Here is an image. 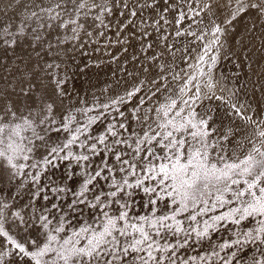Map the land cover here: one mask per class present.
Wrapping results in <instances>:
<instances>
[{
  "label": "snow or ice",
  "instance_id": "6c2138e0",
  "mask_svg": "<svg viewBox=\"0 0 264 264\" xmlns=\"http://www.w3.org/2000/svg\"><path fill=\"white\" fill-rule=\"evenodd\" d=\"M21 6L19 27H0L7 47L30 27L33 47L47 43L51 49L42 31L54 22L77 40L88 19L104 24L117 16L126 21L118 24L117 43L137 40L148 62L143 72L158 71L126 90L127 99L103 104L66 105L59 65L46 61L22 74L19 91L0 88V181L6 178L28 196L18 203L20 191L14 197L0 189V264H264V118L215 95L216 57L208 54L225 31L221 25L212 21L215 39L188 66L192 72L173 75L183 81L178 92L160 99L170 70L161 59L177 50L170 39L203 41L207 33L198 35L192 25L203 23L196 19L202 13L214 16L218 0H48L46 6L40 0ZM249 10L264 17V0H235L224 23ZM125 30L127 38L120 36ZM202 97L230 103L245 134L236 138L228 128L215 136L210 113L198 111ZM137 193L147 197L143 213L136 210ZM221 229L230 235L214 243ZM205 243L203 254L184 255Z\"/></svg>",
  "mask_w": 264,
  "mask_h": 264
},
{
  "label": "rangeland",
  "instance_id": "374dc122",
  "mask_svg": "<svg viewBox=\"0 0 264 264\" xmlns=\"http://www.w3.org/2000/svg\"><path fill=\"white\" fill-rule=\"evenodd\" d=\"M39 2L40 0H21V5L28 3L38 4ZM47 3L48 0H44L45 6ZM21 5H17L15 0H0V27L11 25L12 28L10 30H15V28L20 26L24 19L22 13L25 12ZM234 5L235 0H233V7H227L228 14L226 15L228 18H230L231 12L234 11ZM222 13L225 14L226 12L216 11L214 16H206V14L202 13L201 17H197V21L201 19L204 21L203 23L193 24V30H191L196 31L198 35L201 32H206L211 38L205 35L204 42L191 36H183L174 40L170 39L169 43H175V47L178 50L175 51L174 55L182 52L181 55L183 57L172 58L173 54H166L168 58L164 57V60H167L165 62L174 61V64L176 62V66L173 69L179 71L185 67L188 69V66L192 63L196 64L197 61L194 60L203 54L204 45L215 39L211 34L212 21L214 20V22L225 29L222 35L218 34L220 35L219 43L213 45L208 54L216 57L215 63L211 64V76L217 84L215 95L223 96L225 99L230 97V103H236L238 106L243 105V110L254 119L264 118V17H262L263 20H259V17L256 16L257 14L249 10L238 15L231 24H225V18H222L225 15ZM145 15L147 16L148 13L145 12ZM250 20L252 23H256L257 29L250 30L247 40L243 41L240 38V35L243 36V29H246L245 26L243 28V25H245L246 21L250 22ZM121 21H124V18L117 16L107 17L104 20V24L88 19L84 29L80 30L79 39L77 40L71 39L72 33L66 29L57 28L54 22L53 28L42 31L44 39L52 44L51 49H49L47 43L33 47L34 41L32 40L30 27L25 37L18 38L14 48L0 43V88L11 92L12 87H15L19 91V81L22 78V74L30 72L37 60H39L41 65L45 61L59 65L55 72L60 78L65 80L64 88L68 93V99H70L65 101L66 105L76 104L79 106L80 101H86L90 105L103 104L110 102L117 96H125V99H127L126 90H131L135 86L136 81L142 78L150 79L158 70L153 67L154 69L152 68V71L147 73L149 76H146L147 74L142 76L141 68L143 62L147 61H145L144 54L140 51L139 42L131 39L126 40L124 43H117L118 39H120L117 35V28ZM29 23L35 26L34 22ZM104 25H108V27ZM86 32H91L92 35L88 36ZM120 36L127 38L128 30L121 32ZM57 39L63 41V43L58 44ZM125 49L127 50L125 51ZM186 49L187 51H185ZM159 50L158 48L154 49V51ZM37 51L40 52V57L36 56ZM151 54V52L148 53L149 56ZM182 58L187 60V64H185V61L183 63ZM164 60L162 61L164 62ZM205 61H208V56H205ZM209 63L202 65L206 71L209 68ZM179 67L181 68L179 69ZM173 69L170 68V70L166 71L169 89L160 97L161 101L164 96L175 93L177 87H180L174 84L175 80H172L173 75H175L173 74ZM186 69L185 73H189V70L190 72L193 71L192 69L186 71ZM129 71H137V73L131 74L129 77L118 76L123 73L127 74ZM217 75L218 78L223 79L222 83L219 80L217 81ZM117 78L119 81H116ZM202 79H206V77ZM12 98L16 99V96L13 95ZM134 103H136L135 98H133L131 104ZM230 103H225L215 97L212 99L202 97V100L197 102L198 111L208 112L212 116L210 123L216 129L214 135L217 137L228 128H232L236 132V138H240L245 134V123L234 115ZM131 104H126L123 107H131ZM60 176L61 172L56 170L54 178L59 180ZM0 189L3 190L5 196L10 194L14 197L17 191H20L21 199L17 201L18 203H24L28 199L26 189L18 190L16 185L9 183L6 178L0 181ZM146 199L147 197L143 193H137L135 196L136 210L138 212L143 213L145 211L142 205ZM85 214H88L87 210ZM251 226L253 225L249 224V227ZM229 235L228 232L221 229L219 233L214 234L213 242L216 243L222 239H227ZM207 250L208 245L205 243L202 246L188 249L184 252V255H196L197 252L203 254ZM246 251L248 256H251L255 251V245Z\"/></svg>",
  "mask_w": 264,
  "mask_h": 264
},
{
  "label": "bare ground",
  "instance_id": "6f19581e",
  "mask_svg": "<svg viewBox=\"0 0 264 264\" xmlns=\"http://www.w3.org/2000/svg\"><path fill=\"white\" fill-rule=\"evenodd\" d=\"M218 2H219V5H220V7L219 8H217L215 11H217V12H219L220 10L221 11H225L226 13L225 14H223V15H225V17H222L223 19L225 18V19H227L228 18V16L226 15V14H228L227 13V11H228V9H227V7H225V5L227 4V0H218ZM147 13V12H146ZM257 14V13H256ZM220 15V14H219ZM206 16H208V15H206ZM217 16V15H216ZM222 16V15H221ZM221 16H219V17H221ZM249 16V15H248ZM256 16H258L259 17V20H263V18L262 17H260L258 14L256 15ZM206 18V17H205ZM209 18V17H208ZM207 18V19H208ZM249 18V17H248ZM217 19V18H216ZM215 19V20H216ZM219 19V18H218ZM224 19V20H225ZM246 19V18H245ZM212 20H213V18H212ZM220 20V19H219ZM219 20H218V22H219ZM204 21V20H203ZM214 21V20H213ZM245 21V20H244ZM223 22V21H222ZM221 22V23H222ZM208 23V22H207ZM216 23V22H215ZM209 24H211V23H209ZM216 24H218V23H216ZM245 25H243V28H244V26H245V28L246 29H243V36H241L240 35V38L244 41H246L247 40V38H248V35L250 34V33H248L250 30H256L257 29V26H256V23H252L251 22V20H250V22L249 21H246L245 23H244ZM199 25V24H198ZM207 25V24H206ZM236 25V24H235ZM202 27V26H201ZM197 28V27H196ZM209 29V28H208ZM193 30V29H192ZM245 30V31H244ZM198 31V30H197ZM204 31V30H203ZM208 32H210V31H208ZM241 33V32H240ZM208 35V34H207ZM209 37H210V35H208ZM207 37V36H206ZM211 38V37H210ZM213 39V38H212ZM207 40V39H206ZM195 41V40H194ZM204 42V41H203ZM192 43V42H191ZM206 43V42H205ZM193 44V43H192ZM192 48H193V46H191ZM191 50V49H190ZM193 50V49H192ZM178 51V50H177ZM191 52V51H190ZM179 53V52H178ZM181 54H182V52H181ZM181 54H176V55H173L172 56V58H174V57H179V58H181V57H183ZM184 55H186L185 53H183ZM187 56V55H186ZM164 57H166V58H168V56H164ZM162 58L161 59V63H164L165 61H167V60H164L165 58ZM197 57V56H196ZM195 57V58H196ZM172 58H170V59H172ZM175 58V59H176ZM178 58V59H179ZM258 58H259V55H258ZM262 58V57H261ZM170 59H168V60H170ZM183 60V63H184V61H185V64H187L186 63V59H187V57H186V59L184 60V58H182ZM189 59V58H188ZM162 60H164V62L162 61ZM174 60V59H173ZM172 60V61H173ZM180 60V59H179ZM257 60V59H256ZM194 61H196V60H194ZM178 62V61H177ZM191 62V61H190ZM190 62H188V63H190ZM175 64H176V62H175ZM174 64V61L173 62H165V65L166 66H169L170 65V68H172L173 69V67L174 66H176ZM193 64V63H192ZM148 66V62H143V67H147ZM184 66V65H183ZM177 68V67H176ZM181 67H179V69H180ZM154 69V68H153ZM155 69H157V68H155ZM185 69H186V67L185 68H183L181 71H179V70H175V69H173L174 70V73L173 74H179L180 76H184L185 75ZM188 69H190V68H188ZM188 69H186V71L188 70ZM158 70V69H157ZM156 70V71H157ZM141 71H142V76H144V75H146L147 73H144L143 72V70H142V68H141ZM152 71V70H151ZM155 72V71H154ZM173 72V71H172ZM189 72H190V70H189ZM136 74L137 73V71H129L127 74H121V75H118L119 77H129L130 75L129 74ZM170 74V73H169ZM146 76H149L148 74L146 75ZM152 76V75H151ZM222 77V76H221ZM146 78V77H145ZM128 79V78H127ZM143 79V78H142ZM130 80V79H129ZM173 80V79H172ZM171 80V81H172ZM219 80V82H223V79L222 78H218V75H217V81ZM116 81H119V79L117 78L116 79ZM176 82L174 83V84H176L177 86H181V84L183 83V81L182 80H180V79H176L175 80ZM137 82V81H136ZM178 89H179V87H177V91L175 92V93H177L178 92ZM164 95V94H163ZM67 100H70V99H67ZM66 100V101H67Z\"/></svg>",
  "mask_w": 264,
  "mask_h": 264
}]
</instances>
